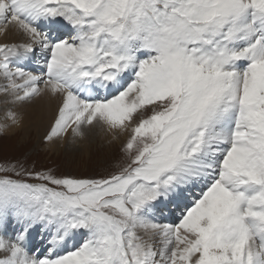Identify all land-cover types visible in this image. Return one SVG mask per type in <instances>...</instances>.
I'll return each mask as SVG.
<instances>
[{"label": "snow or ice", "instance_id": "6c2138e0", "mask_svg": "<svg viewBox=\"0 0 264 264\" xmlns=\"http://www.w3.org/2000/svg\"><path fill=\"white\" fill-rule=\"evenodd\" d=\"M10 31L0 136L47 97L44 143L127 139L97 177L0 164V264H264V0H0Z\"/></svg>", "mask_w": 264, "mask_h": 264}, {"label": "rangeland", "instance_id": "374dc122", "mask_svg": "<svg viewBox=\"0 0 264 264\" xmlns=\"http://www.w3.org/2000/svg\"><path fill=\"white\" fill-rule=\"evenodd\" d=\"M10 129L0 136V164H23L35 171L52 170L55 175L97 177L115 170L124 160L121 149L127 134L121 142L96 140L86 151L80 147L51 151L34 131L21 127L12 133Z\"/></svg>", "mask_w": 264, "mask_h": 264}, {"label": "bare ground", "instance_id": "6f19581e", "mask_svg": "<svg viewBox=\"0 0 264 264\" xmlns=\"http://www.w3.org/2000/svg\"><path fill=\"white\" fill-rule=\"evenodd\" d=\"M22 39L19 33L15 31H10L7 36L0 35V42H12V41H18ZM2 83V81H0ZM3 100V96H0V101ZM6 105L3 103H0V122H6L3 120L4 115V109ZM57 107V101L49 99L45 97L43 100L36 102L35 104L31 105H24L17 109L20 116L22 117V125L17 127L13 126L10 129V132H15L18 128H23L26 130V132L34 131L37 135H39V138H43L46 131L49 129L50 123L53 120V117L56 112ZM10 123V122H9ZM125 134H120L116 137L113 136L112 133L105 131L102 128L97 127L93 130L88 140L80 142L76 146L67 145L61 141H56L55 143H47L46 146L51 151H59L60 149L65 148H83L85 151L86 149L92 145L93 142L96 140H100L101 142H121V140L124 138ZM41 140V139H40ZM124 141V140H123ZM79 149V148H78ZM66 150V149H65ZM84 150H80L82 153ZM63 151V150H62ZM87 153V152H85ZM163 219V218H161ZM169 219H171L169 217Z\"/></svg>", "mask_w": 264, "mask_h": 264}]
</instances>
